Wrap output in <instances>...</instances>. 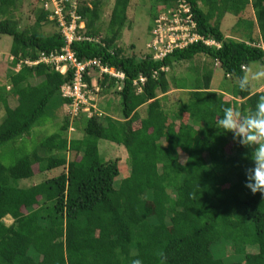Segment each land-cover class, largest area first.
<instances>
[{
	"label": "trees",
	"instance_id": "16d2710c",
	"mask_svg": "<svg viewBox=\"0 0 264 264\" xmlns=\"http://www.w3.org/2000/svg\"><path fill=\"white\" fill-rule=\"evenodd\" d=\"M178 1L152 0L161 11L176 7ZM184 2L195 23L193 31L217 45L197 39L160 58H154L152 50L128 55L115 44L127 23L130 0H114L103 29L97 24L102 0H89L75 9L85 24L75 29L82 38L72 40L69 48L79 60L96 58L123 74L118 79L103 73L98 84L103 92L120 87V119L106 114L107 107H98L100 116L70 122L62 107L69 99L61 97L60 86L71 80V70L61 74L50 64H22L4 76L0 157L10 149L18 152L21 143H15L47 117L56 97L63 119L57 131L29 152L14 155L9 165L0 161V264H131L133 259L142 264H264V196L244 186L250 149L233 141L231 133L216 129L223 107L247 116L264 87L252 91L249 84L240 91L234 83L228 94L210 87L211 66L219 65L225 77L237 81L250 62L264 63V0ZM19 3L0 0V34L12 39V64L64 46L57 20L49 19L50 12L41 6L34 8V23L21 28L13 16ZM63 5L68 22L66 1ZM247 7L251 18L242 16ZM226 13L236 16L238 38L225 36L220 28ZM151 16L149 36L157 11ZM49 21L53 32L38 30ZM196 56L208 58L211 66L189 67L195 75L181 78L188 86L167 77L175 63L191 62ZM96 74L92 68L84 80L90 85ZM35 79L40 80L33 84ZM170 82L173 88L185 89L187 98L165 109L157 95L167 92ZM8 95L16 101L14 106L8 104ZM143 104L145 116L136 126V110ZM78 129L80 137L74 135ZM100 139L127 152L129 173L118 181V159L100 157ZM33 164L39 172L63 170L20 186L19 180L33 175ZM5 216L11 218L9 224ZM219 242L243 259L224 262L215 257L211 246Z\"/></svg>",
	"mask_w": 264,
	"mask_h": 264
},
{
	"label": "rangeland",
	"instance_id": "374dc122",
	"mask_svg": "<svg viewBox=\"0 0 264 264\" xmlns=\"http://www.w3.org/2000/svg\"><path fill=\"white\" fill-rule=\"evenodd\" d=\"M67 3V11L68 7L72 9L71 6H74L77 8L81 4H86L89 2V0H65ZM114 0H102L101 7H100V18L98 20V25L101 29H103L106 26V23L108 21L109 13L112 8ZM43 2L42 0H20V3L17 4L16 10L13 12V16L19 21V25L21 28L32 25L35 21V14H34V8L42 6ZM49 8L53 7V4L47 3ZM167 9V8H166ZM159 14L162 12L159 7L155 6L152 0H130L128 10H127V23L124 26V28L121 30L119 37L116 39L115 44L119 45L124 48V51L126 54H134L135 56H141V53H146V51L149 49L147 47V43L151 36H149V26L151 25V15L152 13L156 12ZM243 17L251 18L252 17V11L250 7H247L244 12L242 13ZM50 19V17H49ZM81 19V18H80ZM235 21L236 16H233L232 14L226 13L220 24V28L223 31L225 36L238 38L240 36L239 30H236L235 27ZM79 24V27H84L85 21L84 19H81L77 22V25ZM81 27V28H82ZM153 28V27H152ZM151 28V29H152ZM42 33L49 34L55 30V27L51 21L42 23L41 26L38 28ZM151 35V30H150ZM11 37L9 35L0 34V86L6 85L5 84V77L7 76V73L11 68H14V64H12L10 61H8V52L11 45ZM203 66H211L210 60L208 58H204L203 56H196L192 59L191 62L187 61H180L178 63H175L172 69H168L166 71L167 77L172 81L170 78L171 76L175 79L177 78V84H180L184 86H188V83H185L181 78L189 79L190 76L195 75V70L189 69V67H197L198 69H201ZM212 68V76H211V86H213L216 89L224 90V93H229L231 86L234 83H237L235 79H231L228 77H225L222 69L219 67V65L211 66ZM258 70L264 71V63H260L258 61L250 62L244 71V74L249 75V84L252 89H260L261 85H264V78L260 79H253L251 78L252 74L255 73ZM6 75V76H5ZM5 76V77H4ZM95 80L93 83H95L99 87V81L101 80V77L98 76V73L95 75ZM40 79L31 80V82L37 83ZM6 88V87H5ZM170 88L171 92L167 94V99L164 102V108L172 109L175 108V102L178 97L180 99H186L187 98V91L186 90H176L173 88V84L170 82ZM117 89H119V86L112 87L109 89H106L104 92L100 88L97 92L96 97V104L97 107H107V110H104V112L108 115H111L112 117H118L120 118V100L117 95ZM223 92V91H222ZM58 100L59 98L56 97L52 103L49 105V110L47 111V117L39 124L32 127L30 132L23 136V138L19 139L15 145H19L21 143V147H18V152H14L12 149L8 151V153L0 157V161L4 165H9L13 159L11 160V157L18 154L21 155L25 152H29L32 150L37 143L40 142L44 137H46L48 134L57 131L59 123H61V120L63 119L60 109L58 108ZM7 102L10 106H14L16 104V101L11 98L9 95L7 96ZM63 107V106H62ZM142 114V112L140 111ZM140 113L137 114L140 116ZM3 116V108L0 103V120ZM79 118V122H83L82 119L87 118L83 113H80L76 116ZM138 122V121H137ZM70 129V128H69ZM68 129V134H72V130ZM71 132V133H70ZM76 137L81 136V130L78 129L75 131L74 134ZM10 145L8 143L6 146ZM5 146V147H6ZM3 147V148H5ZM22 148V149H21ZM98 151L100 154V157L104 160L107 159H118L119 162V174L116 177L117 181L120 180L122 177L127 175L129 173V162H128V156L127 152L121 145H117L116 143L100 139L98 140ZM227 153L230 152L229 146H226ZM185 158V155L180 152V161H183ZM33 175L29 178H24L19 180L20 186H27L31 184H36L37 182L57 175L60 173L63 168L58 167L54 168L48 171L39 172L37 170V164H33ZM18 184V182H17ZM5 224H9L11 221V218L9 216H5L3 218ZM249 250H253L252 248H248ZM211 252L215 257H218L222 259L224 262H237L241 261L243 259V256L241 253H228L226 251V246L222 244V242H219L217 244H214L211 246Z\"/></svg>",
	"mask_w": 264,
	"mask_h": 264
},
{
	"label": "built area",
	"instance_id": "2783aa9c",
	"mask_svg": "<svg viewBox=\"0 0 264 264\" xmlns=\"http://www.w3.org/2000/svg\"><path fill=\"white\" fill-rule=\"evenodd\" d=\"M63 1L65 0H42V7L50 12V19L55 18L61 27V32L65 38L64 46L59 50L50 51L49 53L40 52L35 60L20 59L11 70L17 71L22 64L35 65L37 63L50 64L61 74H65L68 70H71V80L60 86L61 97L69 99V102L63 104V112L68 115L71 122L80 113H83L86 117L91 115L100 116L103 113L96 104L99 87L93 83L95 78H91L90 85L84 80L90 69H97L98 76L105 73L111 77L122 79L123 74L113 68L102 65L96 58L77 59L70 50L69 44L74 39L82 38V36L75 33L76 28L82 27V25L81 27H79V24L77 25V22L81 19L75 13L76 8L71 6L72 9L68 7L69 21L66 22ZM50 2L53 4L52 8H49L47 5ZM152 27L151 38L146 45L149 48L148 50L153 51L154 58H160L173 48L183 47L187 43H191L197 39L206 44L217 45L214 40L204 39L193 31L195 23L191 19L189 5L184 0H179L176 7L167 8L157 14ZM7 58L11 62L13 56L9 54ZM138 81L143 82L144 78L138 76ZM133 83L137 84L136 81H133ZM6 88L8 89L9 86ZM69 128V130L73 129L72 126H69Z\"/></svg>",
	"mask_w": 264,
	"mask_h": 264
},
{
	"label": "clouds",
	"instance_id": "9594fccd",
	"mask_svg": "<svg viewBox=\"0 0 264 264\" xmlns=\"http://www.w3.org/2000/svg\"><path fill=\"white\" fill-rule=\"evenodd\" d=\"M251 78H264V71H256ZM249 79L247 74L237 77V87L240 91L247 90ZM216 129L231 133L233 141L250 149L247 159L250 160L251 167L244 170V186L251 193L259 191L264 196V95L257 97L254 109L250 110L247 116H243L233 107H223ZM131 264H142V261L133 259Z\"/></svg>",
	"mask_w": 264,
	"mask_h": 264
},
{
	"label": "crops",
	"instance_id": "0c3cea01",
	"mask_svg": "<svg viewBox=\"0 0 264 264\" xmlns=\"http://www.w3.org/2000/svg\"><path fill=\"white\" fill-rule=\"evenodd\" d=\"M42 7V6H41ZM48 18H49V16H48ZM210 87L213 89V90H217L218 92L220 91L221 92V90L220 89H216V88H214L213 86H211V83H210ZM264 87V85H261L260 86V89H252V91H257V90H261L262 88ZM99 89H100V87H99ZM176 89V88H175ZM176 90H185V89H176ZM169 92H171V88L167 91V92H165V93H158V95H157V97L158 98H160L161 100V105L164 107V102H165V100L167 99V94L169 93ZM227 94V93H226ZM180 97H178L177 99H179ZM177 99H176V101H177ZM176 103V102H175ZM62 106H63V104H62ZM102 111V110H101ZM140 111L142 112V114L140 113ZM136 112L138 113H140V116L138 115V120H136L133 124L134 125H136V126H138V124H139V119H141V118H143L144 116H145V104H143V105H141V106H139L138 108H137V110H136ZM114 118H117V119H120V118H118V117H114ZM138 121V122H137Z\"/></svg>",
	"mask_w": 264,
	"mask_h": 264
}]
</instances>
